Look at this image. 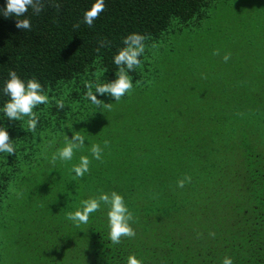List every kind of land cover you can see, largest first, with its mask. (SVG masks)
<instances>
[{"label": "trees", "instance_id": "obj_1", "mask_svg": "<svg viewBox=\"0 0 264 264\" xmlns=\"http://www.w3.org/2000/svg\"><path fill=\"white\" fill-rule=\"evenodd\" d=\"M223 1L105 0L92 27L82 19L95 0H55L59 10L44 0L39 15L31 8L21 17L0 15V109L9 99L2 91L9 70L25 84L38 81L49 97L33 109L39 118L34 132L27 117L9 121L0 111V127L15 147L14 155L0 153V204L24 174L43 173L44 190L51 176L45 191L54 192V204L37 187L31 193L45 197L35 223L53 238L52 264H124L129 255L142 264H221L225 257L264 264V71L248 65L214 73L202 88L184 91L167 72L180 63L176 54L183 55L176 44L202 27L210 30L206 21ZM5 4L0 0V8ZM16 19H29L31 30L17 29ZM131 33L148 37L141 67L129 73L133 91L114 101L93 89L111 103L97 109L85 96L86 82L116 79L113 57ZM101 40L108 46L97 52ZM239 57L235 65L246 62ZM74 133L84 136L85 147L70 161L52 164L53 153ZM93 144L103 149L102 162L92 158ZM82 155L91 164L80 178L72 168ZM186 175L191 183L178 188ZM113 191L133 214L134 238L110 242L103 204L87 224L66 219L82 200Z\"/></svg>", "mask_w": 264, "mask_h": 264}, {"label": "rangeland", "instance_id": "obj_2", "mask_svg": "<svg viewBox=\"0 0 264 264\" xmlns=\"http://www.w3.org/2000/svg\"><path fill=\"white\" fill-rule=\"evenodd\" d=\"M206 27L210 30L202 27L176 44L183 55L176 54L175 62L180 63L167 72L173 75L179 91L202 88L203 82L214 79V73L231 74L248 65L264 71V0H224L206 21ZM187 44L191 51L186 52ZM217 49L220 55L213 56ZM228 53L231 58L225 63L222 57ZM239 56H244L246 62L235 65ZM230 62L235 66L231 67ZM251 75L259 78L256 71ZM43 176L39 171H33L31 177L24 174L20 186H11L8 197L0 204V264H52L47 255L54 252L53 238L35 223L42 217L41 200L45 197L36 198L31 193L37 187L48 204H54V192L45 191L51 176L45 178V190Z\"/></svg>", "mask_w": 264, "mask_h": 264}, {"label": "clouds", "instance_id": "obj_3", "mask_svg": "<svg viewBox=\"0 0 264 264\" xmlns=\"http://www.w3.org/2000/svg\"><path fill=\"white\" fill-rule=\"evenodd\" d=\"M50 6L55 7L57 10L60 4L55 0H49ZM29 8L32 9L34 15H39L44 10V0H6L4 7L0 8V15L5 18L10 16L21 17L24 16ZM105 11V0H95L91 7L85 10L83 14L82 23L88 27L94 25V21L99 18V15ZM81 21H78L73 27L78 29ZM15 27L19 30H31V23L29 19H16ZM147 36L139 33H131L127 35L122 43L124 47L120 48L117 54L113 57V63L116 65L115 76L116 79L111 82L93 83L86 82L87 92L85 96L91 101L97 109L107 108L111 109V103H105L97 98V95L107 96L114 98V101H120L122 97L133 91V78L129 73L133 72L136 68L141 67V60L139 59L144 55ZM108 46V41L101 40L98 42L96 51L99 52L101 48ZM152 48L157 45L153 43ZM213 55H220V51L214 50ZM231 54H224L222 59L226 63L230 60ZM9 79L5 81L2 89L3 94L9 99L4 103L0 111L8 118L9 121H20L27 117L26 125L30 132L36 130L39 118L33 111L39 105L49 103V97L44 94L42 85L35 79H29L25 84L16 74L14 70H9ZM139 84V81H136ZM58 110H63V100L56 101ZM109 141L105 140L104 145L107 146ZM85 147V138L79 133H74L71 137L66 135L65 146L58 149L51 157V163L55 164L57 160L70 161L73 158L74 150L82 149ZM92 158L102 162L103 149L99 144H93L90 149ZM0 153H6L11 156L15 154V147L11 143L8 132L0 127ZM91 160L88 156H81L78 165H74L72 171L76 177L83 178L86 173L90 171ZM191 176H184L177 181V187L183 188L185 184L191 183ZM81 207L74 212L65 214L66 219L71 221L75 226L79 227L81 224H87L89 217L92 213L101 209V204L107 206V219H108V239L114 245L121 243L122 238H134L135 230L130 226V221H133V214L125 205L124 198L115 191L111 194L101 193L96 198H89L82 200ZM124 264H142L140 259L135 255L126 257ZM221 264H233L230 257H225Z\"/></svg>", "mask_w": 264, "mask_h": 264}]
</instances>
